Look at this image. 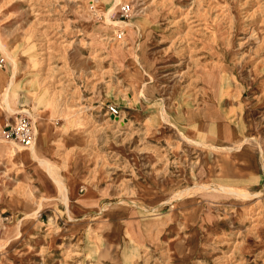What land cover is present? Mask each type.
Segmentation results:
<instances>
[{
  "label": "rangeland",
  "instance_id": "rangeland-1",
  "mask_svg": "<svg viewBox=\"0 0 264 264\" xmlns=\"http://www.w3.org/2000/svg\"><path fill=\"white\" fill-rule=\"evenodd\" d=\"M116 2L0 0V72L34 101L0 88V148L27 150L19 114L61 132L53 164L0 153V264H264V180L235 169L264 163V0ZM82 168L69 215L56 179Z\"/></svg>",
  "mask_w": 264,
  "mask_h": 264
},
{
  "label": "crops",
  "instance_id": "crops-1",
  "mask_svg": "<svg viewBox=\"0 0 264 264\" xmlns=\"http://www.w3.org/2000/svg\"><path fill=\"white\" fill-rule=\"evenodd\" d=\"M115 10L113 12L114 14L111 15L112 20H114L115 15H117V17H119V16L121 17L120 9H117L116 11ZM1 58L4 59V67H2L0 69L5 70L8 66V60L4 55H2ZM14 76L15 75H11V76L4 75V77L6 79H8L7 81L6 80L4 81L3 78H0V81H2L4 83L3 85L0 84V87L4 88V92H5V90H8V88H9L8 83L11 82V80ZM0 77H1V74H0ZM15 83H17L16 77H15V82L13 83L12 86H14ZM12 86L9 89V102H10L11 107L16 111H19L21 107H27V106L29 108L33 109V106L31 107V105L34 103V101L30 97V93L27 90V88L25 86H23L22 84H19V87H18L20 95H18V97L16 98L17 101L15 103H13L12 96H10ZM32 115H33V118H35V117L37 118V119L35 118L36 120L34 119L35 122L33 121L34 131H35V135H36V141L38 138L41 139L42 144L47 151V155H46L45 159L48 160V164L52 163L51 162L52 158L49 157V154L52 153V148H54V144L60 142L58 136L60 135L61 132L59 131V128L56 127L55 124L53 123L54 120L52 118V116H53L52 112L49 113L48 111H46V114H44L43 116H40V114H37V115L32 114ZM188 120L189 119H187V124L191 125V123L194 122V121H188ZM39 123H41V124L39 125ZM2 127H3V129L1 132H3V130L5 128L4 126H2ZM38 131L40 133L38 134V137H37ZM222 136L225 138L226 141L227 140L232 141L234 139L233 135L229 132H224V134H222ZM67 144H68V147H70V148L74 147L73 137H71L67 141ZM224 146L227 149L226 145H223V146H218V145L216 146L215 145V147L217 149H219L220 147L224 148ZM230 149L231 148H228V150H230ZM263 153H262V156L264 157ZM241 154H242L241 157L238 158L237 162H235V169L239 170V168H241L242 170H246L245 172H248V173L252 172L255 174V176L258 179H261L263 181L264 180V163L262 164V162L256 158L255 153H252L251 151H249L247 155H245L242 152H241ZM33 162H35V161H33ZM31 163H29V164H31ZM229 170L233 172L232 164H230ZM72 173L73 174H70L71 176L70 175L67 176V178H66L67 186L66 185L65 186L68 187L70 196L74 195L73 197H75V196H78L77 193H78L79 189L83 186L84 180L87 176L86 175L84 176V174L86 173L84 171V168H82V170H73ZM72 192H73V195H72Z\"/></svg>",
  "mask_w": 264,
  "mask_h": 264
},
{
  "label": "bare ground",
  "instance_id": "bare-ground-1",
  "mask_svg": "<svg viewBox=\"0 0 264 264\" xmlns=\"http://www.w3.org/2000/svg\"><path fill=\"white\" fill-rule=\"evenodd\" d=\"M113 2V1H112ZM118 2H120V0H117V2L115 3V4H117ZM113 4V3H112ZM106 5V4H105ZM114 6H116V5H114ZM114 8H112V9H109L108 10V13H107V19H108V21L109 22H112V20H111V14L113 13V10ZM145 12V11H144ZM106 13V12H105ZM149 17V16H148ZM136 18V17H135ZM140 19V18H139ZM149 19V18H148ZM142 20V19H141ZM140 21V20H139ZM149 21V20H148ZM153 23V22H152ZM121 24H124V23H121ZM120 24V25H121ZM128 26H130V30L132 31L131 32V36H130V38H131V41L133 42V40L135 39H133V33H134V31H133V27H136V26H138L137 24H135V23H133V22H131L130 24H128V23H126ZM141 24V23H140ZM148 27V26H147ZM146 28V27H145ZM150 28V27H149ZM139 29V28H138ZM143 30H145V29H143ZM140 31V30H139ZM14 44V43H13ZM1 45V44H0ZM10 46V45H9ZM6 47V46H5ZM2 48V50L4 51V47H3V45L2 46H0V49ZM121 50V49H120ZM15 53V52H14ZM4 54H6L7 55V53H4ZM121 56V55H120ZM7 57H8V55H7ZM11 58V57H10ZM12 60V59H11ZM15 61V60H14ZM16 67V66H15ZM12 69V68H11ZM134 69V68H133ZM14 70V69H13ZM5 71V70H4ZM0 74H1V78H3V80L5 81H7L8 79H6L5 77H4V75L0 72ZM14 75V74H13ZM2 80V79H1ZM1 83V85H3L4 83L2 82V81H0ZM15 82V76L12 78V80H11V82H9L8 84H9V88H8V90H5V101H6V103L4 102V104L6 105V107H7V109H9V111H10V113L12 114V115H16L17 114V112L18 111H16V110H14L12 107H11V105H10V102H9V89H10V87L13 85V83ZM18 82V81H17ZM14 87V86H13ZM1 88V87H0ZM23 88V87H22ZM142 88V87H141ZM6 89V88H5ZM2 90H4V88H2ZM143 90V92L146 94V95H148L149 97H150V95H152V90H153V88H152V86H151V82H148V83H145V85H144V88L142 89ZM146 97V96H145ZM153 97V96H152ZM3 99V100H4ZM23 101V100H22ZM24 102V101H23ZM25 104V103H24ZM31 105V104H30ZM26 106V105H25ZM38 106V105H37ZM2 107H4V106H2ZM28 110V109H27ZM26 110V111H27ZM35 110H36V108H35ZM46 110V109H45ZM165 110V109H164ZM30 111V110H29ZM162 111V110H161ZM45 112V111H44ZM162 113V112H161ZM166 113V112H165ZM178 113V112H177ZM37 115V114H36ZM180 115V114H179ZM165 116V115H164ZM39 117V116H38ZM168 119V118H167ZM179 124V123H178ZM172 125V124H171ZM174 126V125H173ZM191 125H189V126H187V128L188 127H190ZM186 129V128H185ZM184 131H186V130H184ZM185 134V133H184ZM187 139L188 140H190V141H192L193 143H198V142H195V140H193V139H191V138H189L188 136H187ZM1 141V140H0ZM197 141H198V139H197ZM202 141V140H201ZM4 144V143H3ZM13 144V143H12ZM14 147V146H13ZM0 153H4V154H7V155H10V157H12V159L13 160H16L17 162H22V163H24V164H29V163H31V162H33V161H35V162H38V163H40V165H48V160H46L45 159V157H46V155H47V151H46V149L44 148V146H43V144H42V141H41V139L40 138H38L37 139V141L35 142V144L31 147V148H28L26 151H23V152H18L17 150H15V149H13L11 146H9V145H7V146H4V147H2V148H0ZM52 162V161H51ZM53 164V163H52ZM55 165V164H54ZM43 167V166H42ZM44 169H45V167H44ZM48 171V170H47ZM53 173V172H52ZM49 174V173H48ZM47 175V174H46ZM51 177V176H50ZM52 178V177H51ZM56 182H57V185H59V188H62V189H64L65 190V194L64 193H62V194H64V203H65V205H66V208H67V212H68V214L69 215H73L74 214V208H75V206H74V204L73 203H71L72 202V200H71V196H70V194H69V190H68V187H66L65 186V184L62 182V181H60V180H57L56 179ZM237 189V188H236ZM62 191V190H61ZM60 191V192H61ZM251 191V190H250ZM56 192V191H55ZM66 192H67V194H66ZM224 192V191H223ZM72 195H73V192H72ZM234 195V194H233ZM74 196V195H73ZM247 197V196H246ZM256 197V196H255ZM178 198V197H177ZM63 199V198H62ZM250 199V198H249ZM126 201V200H125ZM131 202V201H130ZM80 208V207H79ZM83 210V209H82ZM130 233V232H129Z\"/></svg>",
  "mask_w": 264,
  "mask_h": 264
},
{
  "label": "built area",
  "instance_id": "built-area-1",
  "mask_svg": "<svg viewBox=\"0 0 264 264\" xmlns=\"http://www.w3.org/2000/svg\"><path fill=\"white\" fill-rule=\"evenodd\" d=\"M121 17L130 12L129 8H123ZM4 67V59L0 57V68ZM111 114L119 115V110L112 106L110 107ZM3 138L7 142H12L22 148H31L36 142V135L33 126V120L29 115L19 114L13 123H9L3 130Z\"/></svg>",
  "mask_w": 264,
  "mask_h": 264
}]
</instances>
